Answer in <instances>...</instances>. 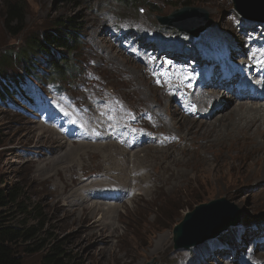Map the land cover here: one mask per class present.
<instances>
[{"label":"rangeland","instance_id":"rangeland-1","mask_svg":"<svg viewBox=\"0 0 264 264\" xmlns=\"http://www.w3.org/2000/svg\"><path fill=\"white\" fill-rule=\"evenodd\" d=\"M7 3L18 6L23 14L24 30L17 36L10 35L4 26ZM77 3L66 4L62 0H0V61L8 51L17 54L26 47L25 43L32 35L53 29L60 20L81 25L70 30L75 36L70 54L65 50L51 49L55 59L61 61L65 58L69 61V71L63 79L50 76L49 65L42 54L33 55L26 66L15 58L14 63L4 68L5 76L0 75L4 85V96L0 99V189L7 191L16 183L22 186L28 203L36 205L42 219V233L47 232L51 241H63L71 264H233L242 263L246 257H257L255 252H251L253 248L258 255H264V152L257 153L256 150L264 140V132L256 136L254 142L243 139V136L250 139L257 128L264 130V124L258 127L260 123H257L251 130L249 124H245L239 134H233L232 139L224 137L223 142L219 143V129L211 130L209 126L194 122L189 125L180 122L177 128L175 123L178 119L186 120L188 115H192L184 107L178 106L180 101L187 103L188 97L175 99L173 105L162 103L160 107L166 106L164 109L157 107L158 101L154 97L158 92V80L164 78L162 81L167 84L182 78L174 71L171 76L162 77L164 70L174 65L182 64L188 72L199 73L203 80H207L213 74L215 63L214 70H221L225 66L224 59L232 60L231 50L241 49L242 44H252V52L263 51L264 23L240 17L233 9L231 0H146L137 3L131 0H78ZM183 7L203 9L213 21L209 31L192 38L157 21V17L168 16ZM229 13L241 21L253 22L252 29H259V33L255 35L250 32L246 35L247 40H243V36L231 40L224 38L222 31L248 30L252 25L247 23L241 29L233 27L230 17L227 19ZM218 24L226 29H220ZM18 25L17 22L12 24L16 28ZM214 27L218 29L216 38L209 35ZM148 52H153L151 56L154 61L150 59L152 66L141 59ZM220 75L215 77L216 84L222 82ZM120 79L129 82L124 92L119 91L121 86H126ZM234 80L231 82L234 86L232 91L238 93L240 85ZM255 91L257 94L263 92L260 88ZM83 93L86 99L100 97L102 102L106 101L116 114L112 118L115 124L119 122L132 130L139 128V123L147 119V113L139 117L143 108L139 109L136 105H150L153 112L158 113L164 124L168 125L166 129L173 136L177 134L180 137V142V132L188 133L190 139L200 142L207 159L200 162L197 156L191 154L188 159L180 157L176 161L163 151L157 152L155 147L153 152L159 154L149 150L138 151L135 162L138 167L147 170L144 177L139 176L138 188L143 189L149 183L148 192L136 191L130 200L124 201L123 198L118 199L116 192L110 198L115 205L107 207L105 194L95 187L96 183L91 189L95 201L89 200L86 192L81 193L74 186L96 168L95 157L99 158L100 154L95 155L91 149H87V152L91 150L90 155L85 156L86 149H83V154L82 149H77L67 160L68 163L61 162L57 167L44 171L45 166L53 160L43 158L47 148L61 156L71 144L64 143L56 132L47 129L49 126L45 128L39 125L40 129L47 130V134L38 138L33 121L36 115L40 122L43 121L51 99L64 96L73 104L72 98ZM79 100H83V96H79ZM229 105L234 107L236 104L231 105L230 102ZM133 107L137 110V122L133 123L131 119L121 121L122 117L126 118L135 111ZM148 118L155 120L152 116ZM222 121L221 118L220 123ZM54 124L52 122L51 125ZM104 129L100 130V134H105ZM64 131L70 134L69 123ZM217 134V139L213 138ZM164 135V130L157 134L163 142L162 148L167 146L174 153L179 144L172 143L169 137L165 140L162 138ZM105 150L110 151L105 156L111 157L112 147H103L100 151ZM32 151H36L34 159L27 155ZM117 152L115 158L111 157L113 161H110L109 168L99 172L98 182H101V186L110 183L116 187L123 185L119 190L121 194L132 193L134 184L131 176L135 165L125 158L121 150ZM79 166L87 174L79 172ZM161 180L160 187L152 186ZM221 198L236 207L239 224L198 246L175 250L172 231L184 215L202 204ZM77 199L85 200L84 204L83 201L76 204ZM92 204H102V207L97 211L82 208ZM30 223L36 225L33 221ZM17 257L22 259L23 264H39L42 253L24 254L18 250ZM192 257L193 261L190 260Z\"/></svg>","mask_w":264,"mask_h":264},{"label":"bare ground","instance_id":"bare-ground-1","mask_svg":"<svg viewBox=\"0 0 264 264\" xmlns=\"http://www.w3.org/2000/svg\"><path fill=\"white\" fill-rule=\"evenodd\" d=\"M222 1L227 2V0H222ZM229 17L232 20L233 27L236 26L240 29L242 27L245 28L247 26V23H250L252 24L249 28L251 30L254 24L253 22H250V21H241L239 19H236L234 16H231L230 13L227 19ZM187 19L189 20H188V24L186 25L190 24L191 26L197 27L198 25L202 23L204 18H203V15L196 13L195 15L188 16ZM102 21H105V20H102ZM217 26L220 29H226V27L225 28L222 27L221 24H218ZM208 28H210V26L207 27L206 30H208ZM249 29L248 30L242 29L241 31L239 30L235 32H230V30L227 29L228 31L226 30L222 31V36L224 38L228 37L230 40L234 38L240 39L242 38L241 36H243V40H245L246 35H248L250 32L254 33L255 35L259 33V29L257 28H253L252 31H249ZM110 34L112 33L110 32ZM202 34L203 33H201L200 35ZM209 35L216 38L218 36V29L214 27L211 30ZM239 41L242 42V40H239ZM251 45L252 44H248V45L242 44L241 49L231 50V53H233V55H231L232 60L224 59L225 66L221 70L217 69V71L214 70L216 68V63H215L213 74H211L209 79L207 80H203V76L200 75L199 73L188 72L186 67L183 66L182 64H177V65H174V67L164 70V73H162V77H166V75L171 76L172 75L171 72L174 71L177 75H180L182 78L177 79L176 82L173 81L167 84L162 81L164 80V78L162 80L157 81L156 86L158 88V92L154 96L158 101V103L155 101L157 104V107L164 109L166 106L160 107L162 103L169 102L171 105H173V102L175 99L182 100L184 97H188L187 103H183L180 101V103H178L179 104L178 106H181L182 108L184 107L185 111L189 112V114H192V115H188L186 117L187 118L186 120L178 119V121L175 123L177 128L180 122H183L184 125H186V123L187 125H189L191 124L190 122H194L198 124L201 123L203 124V126H209L211 130L219 129L218 133H221V139L219 143L223 142L222 138L224 137H229L232 139L233 134L235 133L239 134V131L245 128L244 127L245 124H249V128H250L249 130L253 129L257 123H260L257 125L258 127H260L259 125H261V123L264 124V63H262L264 62V50L258 53L252 52ZM151 53L153 52H148L147 55H144L141 58L143 61L149 62L150 66H152L150 59H153V56H151L152 55ZM236 59H238L237 66H236ZM220 61L223 62V60H220ZM232 61H234V64ZM218 74H221L219 78H222L221 79L222 82L220 84H216L215 82V77ZM145 75H147V71ZM233 80L234 82H236V84L240 85V87H238V93H234L232 91L234 90L233 88L234 86L231 85V82ZM119 81L126 84V86H121L119 88V91L120 90H122L123 92L126 91L127 90L126 87H128L129 82L125 79H120ZM76 86H79V85H76ZM256 88L262 89L263 92L261 94H257L255 91ZM79 96H83V100L80 101ZM85 97L86 95H84V93L77 94L76 97L72 98L73 104H71V101L69 99H66L64 96L60 99L53 98L51 99L50 103H48L47 105L49 108V111L47 115L42 117L43 121L42 122L39 121L38 115H36L33 121L36 124L35 129L38 131L37 133L38 138H41L44 134L45 135L47 134V130L40 129L39 125L45 128L49 126L47 129L56 132L64 143L71 144L68 147H66L67 145L65 146L66 149L63 150L61 156H59L58 154H55L54 151H50L47 148V151L44 152L43 154V158L49 159L50 157V158H53V160H51L50 163H48L45 166V168L43 169L44 171H49L50 169H53V167H57L59 164H61V162L70 160L71 159L70 156L73 153H75V150L77 149H82L81 150L82 154H83V149L84 150L86 149V151L84 152H87L88 151L87 149H91L95 153V155L100 154L99 158L95 157L97 161V166L96 168L92 170L91 173L87 174L83 172V170L79 166L80 168L79 172L87 174V175L85 176L86 179H81L80 181L76 182L74 186V188L81 191V193L86 192L87 193L86 198H88L89 200L95 201L96 197L94 196L92 192L93 190L92 187L96 183L98 184L95 187L98 190L104 192L105 194V203L107 207H112L115 205V203L111 201L110 198L112 197L111 195L116 192H118V199L123 198V201L124 199L130 200L131 196L135 195L134 193L136 191L138 192L141 191L143 193L148 192L149 183H146L143 189L138 188L139 176L142 175L144 177V175L147 174V170L144 171L141 167H138L135 162V159H136L135 154L138 151L149 150L153 152V149L155 147L157 148L156 149L157 152L163 151L167 155V157L176 158V161H179L180 157H186V159H188L190 158L191 154H193L194 156H197V160H199L200 162L201 160L204 161L205 159H207L206 158L207 153L204 152V147L200 146L199 144L200 142L195 141L193 138L190 139L191 138L190 134L182 133L179 130V132L182 134V136L180 135L182 137V142H180V137L177 136V134L173 136L166 129V126L168 125L164 124L163 119L159 116L158 113L153 112L152 107L150 105H146V104L136 105V107L139 109L143 108V112L140 113L139 117H142L144 116V114L147 113V117H146L147 119H143L139 123V128L132 130L126 125H121L119 122L118 124H115L112 118H115L116 114L115 112L113 113V110H114L113 108L108 107V105L106 104V101L102 102L100 100V97H97L96 99H86ZM230 102H231V105L232 103L236 105L234 107H231L229 105ZM249 103H253V104L250 105ZM133 108L135 109V111H133L128 117L126 118L122 117V119L120 120L126 121V120L131 119L133 120V123H136L137 122V119H136L137 110L135 107ZM225 115L228 117L227 119ZM151 116L155 117L154 121L148 118ZM47 118H49V120H46ZM221 118L224 121L220 123ZM59 119H62V121L59 122ZM172 119L177 120V118L174 119V117H172ZM101 120H105V121L100 122ZM259 120H261V122ZM52 122H55V124L51 125ZM235 122L237 123L236 125L234 124ZM67 123H69V126H70V134H66L64 131ZM60 124H63V125L59 126ZM230 126H231V129H229ZM234 127H236V131ZM102 128H105L104 129L105 134H100V130ZM161 130H164L166 132V135H164L162 138H164L165 140L168 137L169 139L172 138L171 139L172 143H174L175 145L179 144V148L175 149L174 153H172L171 148L167 146L162 148L163 142L157 136V134H160ZM262 132H264V130L260 131V128H257L255 131V134L252 135L251 138L249 136L250 139H247L246 136H243V139L247 142H254L255 137L260 136ZM214 133H217V132H214ZM246 134L248 135V132H246ZM217 137H218V134L215 135L213 138L217 139ZM103 147H107V148L112 147V153H111L112 158L116 155V153H118L117 152L118 150H121L125 158H127L129 161H131L133 165H135V169H133L132 176H131V180L134 184V191H132V193L129 192L127 194H121V191L119 190L123 188V185L116 187L114 183H110L106 186H101L102 185L101 182H98V179L100 177L99 172L107 170L109 168L110 161H113L111 157L105 156L106 154H110L109 153L110 151L108 152H106V150L103 152L100 151ZM256 150H257V153L264 152V140L261 142V145L257 147ZM89 152H87L85 156L90 155ZM157 152H153V153L159 154ZM172 154H175V156L173 157ZM27 155L30 156L31 159H34V157L36 156V151L29 152L27 153ZM90 157H93V156H90ZM78 161L77 163H79L81 160L79 162ZM211 161H215V160H211ZM73 165H70V166L72 167ZM74 167H76V165H74ZM43 170H41L40 172H44ZM147 176L149 177L150 175L148 174ZM145 181H147V178ZM156 183L157 185L153 184L152 186L160 187L162 185V180L159 182L157 181ZM96 194L97 193H95V195ZM140 195L141 194H139V196ZM72 199H74V197ZM79 199H77L76 204L79 203L80 201L81 202L83 201V200L79 201ZM84 201H83V204H84ZM124 204H126V202H124ZM99 207H102V204L101 206L92 204L89 207L84 206L82 208H87L88 210L91 209V211H97L99 210L98 209ZM106 230L108 231V229ZM100 232L104 233L101 230ZM251 252H255L257 257H246L242 263L234 262L233 264H264V255H258L257 251L254 248L251 250ZM193 259H194L193 257L190 258V260L192 261ZM199 264H204V263L200 262Z\"/></svg>","mask_w":264,"mask_h":264},{"label":"trees","instance_id":"trees-1","mask_svg":"<svg viewBox=\"0 0 264 264\" xmlns=\"http://www.w3.org/2000/svg\"><path fill=\"white\" fill-rule=\"evenodd\" d=\"M62 1L66 4H78V0ZM131 1L137 3L146 0ZM4 18L5 29L10 35L17 36L24 30V18L18 6L7 3ZM14 22L19 24L17 28L12 26ZM80 26L73 21L60 20L53 29L32 35L27 39L26 47L17 54L11 51L5 53L0 61V75L5 76L4 68L9 63L17 60L26 66L33 55L42 54L49 65L50 76L63 79L68 74L69 61L65 58L58 61L53 57L51 49L65 50L70 54L71 44L75 43V36L70 30ZM3 86L0 78V99L4 96ZM31 221L36 225H32ZM42 230L43 223L36 205L28 203L27 194L19 183L7 191L0 189V264H23L22 259L17 257L18 250L24 254L42 253L39 264H71L70 256L63 248V241H51V236L47 232L42 233Z\"/></svg>","mask_w":264,"mask_h":264},{"label":"water","instance_id":"water-1","mask_svg":"<svg viewBox=\"0 0 264 264\" xmlns=\"http://www.w3.org/2000/svg\"><path fill=\"white\" fill-rule=\"evenodd\" d=\"M236 13L248 20L264 23V0H231ZM203 15L197 27L188 24V16ZM176 18V19H175ZM174 19V20H173ZM160 25L166 26L192 38H198L213 21L203 9L183 7L164 17H157ZM238 210L223 198L202 204L191 213H186L182 221L173 228L174 249H188L216 238L220 233L239 224Z\"/></svg>","mask_w":264,"mask_h":264},{"label":"snow or ice","instance_id":"snow-or-ice-1","mask_svg":"<svg viewBox=\"0 0 264 264\" xmlns=\"http://www.w3.org/2000/svg\"><path fill=\"white\" fill-rule=\"evenodd\" d=\"M262 63H264V62H262Z\"/></svg>","mask_w":264,"mask_h":264}]
</instances>
